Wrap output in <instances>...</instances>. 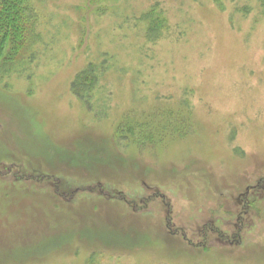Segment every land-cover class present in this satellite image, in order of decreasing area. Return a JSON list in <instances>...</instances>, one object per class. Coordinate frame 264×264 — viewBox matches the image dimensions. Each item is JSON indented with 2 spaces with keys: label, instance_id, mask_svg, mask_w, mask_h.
<instances>
[{
  "label": "rangeland",
  "instance_id": "obj_1",
  "mask_svg": "<svg viewBox=\"0 0 264 264\" xmlns=\"http://www.w3.org/2000/svg\"><path fill=\"white\" fill-rule=\"evenodd\" d=\"M27 2L28 48L0 55V264H264V1Z\"/></svg>",
  "mask_w": 264,
  "mask_h": 264
},
{
  "label": "trees",
  "instance_id": "obj_2",
  "mask_svg": "<svg viewBox=\"0 0 264 264\" xmlns=\"http://www.w3.org/2000/svg\"><path fill=\"white\" fill-rule=\"evenodd\" d=\"M35 14V10L27 0H0V55L7 43L12 46L13 55L28 48L31 33L34 31ZM99 69L96 64L91 63L78 73L73 81L72 88L75 94L85 102L88 101L89 94L97 82ZM125 130L126 128L122 127L120 132Z\"/></svg>",
  "mask_w": 264,
  "mask_h": 264
}]
</instances>
